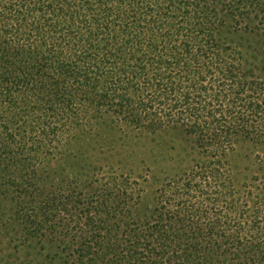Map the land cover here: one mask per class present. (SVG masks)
Masks as SVG:
<instances>
[{
    "label": "trees",
    "instance_id": "obj_1",
    "mask_svg": "<svg viewBox=\"0 0 264 264\" xmlns=\"http://www.w3.org/2000/svg\"><path fill=\"white\" fill-rule=\"evenodd\" d=\"M238 146L264 0H0V264H264Z\"/></svg>",
    "mask_w": 264,
    "mask_h": 264
},
{
    "label": "rangeland",
    "instance_id": "obj_2",
    "mask_svg": "<svg viewBox=\"0 0 264 264\" xmlns=\"http://www.w3.org/2000/svg\"><path fill=\"white\" fill-rule=\"evenodd\" d=\"M186 140H176V148L170 149V153L176 155V152L179 154L181 148L184 147ZM163 145L165 148L169 147V142L165 138L163 139ZM238 152H241V155L238 157L239 166L236 168V172L244 175L246 178L251 176H258L264 174V147H237ZM182 159L186 160L183 157V152L179 154ZM247 157L246 159L241 160V158ZM0 206V215L5 213L4 211L8 208L7 205H3V201H1Z\"/></svg>",
    "mask_w": 264,
    "mask_h": 264
}]
</instances>
